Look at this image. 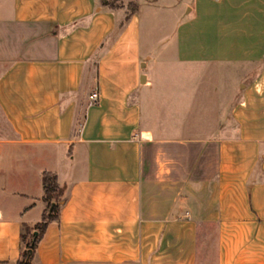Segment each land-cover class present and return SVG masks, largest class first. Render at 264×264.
Wrapping results in <instances>:
<instances>
[{
	"label": "crops",
	"instance_id": "obj_1",
	"mask_svg": "<svg viewBox=\"0 0 264 264\" xmlns=\"http://www.w3.org/2000/svg\"><path fill=\"white\" fill-rule=\"evenodd\" d=\"M103 1L0 0V264H264V0Z\"/></svg>",
	"mask_w": 264,
	"mask_h": 264
},
{
	"label": "trees",
	"instance_id": "obj_2",
	"mask_svg": "<svg viewBox=\"0 0 264 264\" xmlns=\"http://www.w3.org/2000/svg\"><path fill=\"white\" fill-rule=\"evenodd\" d=\"M103 4L114 6L111 1H103ZM136 8L137 7L134 4L131 11L136 10ZM40 183L42 189L41 199L45 203V208L41 214L40 220L32 227L29 228L25 225L21 226L19 234L21 250L16 264H27L29 262L35 244L37 243L45 225L49 221L58 218L60 208L67 199V187L58 182L56 174L42 171L40 175ZM51 203H54V206L48 211ZM33 231L36 232L35 236L33 235Z\"/></svg>",
	"mask_w": 264,
	"mask_h": 264
},
{
	"label": "rangeland",
	"instance_id": "obj_3",
	"mask_svg": "<svg viewBox=\"0 0 264 264\" xmlns=\"http://www.w3.org/2000/svg\"><path fill=\"white\" fill-rule=\"evenodd\" d=\"M139 1H141V2H149V1H152V2L155 1L156 2L157 1V3H159V4L162 3L163 4V2L175 1V0H139ZM176 1L179 2L180 0H176ZM111 2L114 5H121L122 3H124V4L126 3L128 10H131L133 5H134L132 0H112ZM165 10H160V11L163 12ZM166 12H167V14L169 13L168 10ZM169 18L170 19H168L169 21H167V25H161L162 24L161 18L160 17H157V18L155 17V19L152 20L151 25L142 27V38L144 40H148V39H150V36H151V37H154V39H155L157 36H159V35L161 36V34H164V33L168 32V31H170L171 28H172V25L170 24L171 21H172L171 20L172 16H170ZM149 34H151V35L149 36ZM151 48L153 50H155L154 49L155 47L152 46ZM172 50L173 49H169L168 52L171 53ZM147 56L148 55H146V57ZM193 65H195V64H193ZM161 66L162 65H157V69L161 68ZM0 137H11V133H10L7 125L3 121L1 115H0ZM34 264H36V263H34Z\"/></svg>",
	"mask_w": 264,
	"mask_h": 264
},
{
	"label": "built area",
	"instance_id": "obj_4",
	"mask_svg": "<svg viewBox=\"0 0 264 264\" xmlns=\"http://www.w3.org/2000/svg\"><path fill=\"white\" fill-rule=\"evenodd\" d=\"M90 103H98L99 100V94L97 91H93L89 96Z\"/></svg>",
	"mask_w": 264,
	"mask_h": 264
},
{
	"label": "water",
	"instance_id": "obj_5",
	"mask_svg": "<svg viewBox=\"0 0 264 264\" xmlns=\"http://www.w3.org/2000/svg\"><path fill=\"white\" fill-rule=\"evenodd\" d=\"M53 206H54V203H51L50 206H49V208H48V211H50L51 207H53ZM35 234H36V232L34 231L33 232V235L35 236Z\"/></svg>",
	"mask_w": 264,
	"mask_h": 264
}]
</instances>
